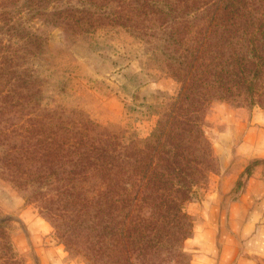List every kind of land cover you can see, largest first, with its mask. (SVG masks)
<instances>
[{"label": "trees", "instance_id": "1", "mask_svg": "<svg viewBox=\"0 0 264 264\" xmlns=\"http://www.w3.org/2000/svg\"><path fill=\"white\" fill-rule=\"evenodd\" d=\"M16 1L11 12L19 20L39 17L48 25L54 17L68 26L93 15L84 10L91 0ZM105 2L121 9L115 17L138 36L152 15L172 52L166 56L180 90L153 139L123 144L89 120L43 106L42 85L27 62V46L40 38L11 50L0 39V118L19 111L23 119L10 135L0 129V169L35 199L66 248L90 264H178L193 233L185 204L209 165L199 114L213 98L241 94L264 108V0ZM7 14L0 10V30ZM20 26L23 34L29 29ZM4 222L0 264H18Z\"/></svg>", "mask_w": 264, "mask_h": 264}, {"label": "rangeland", "instance_id": "2", "mask_svg": "<svg viewBox=\"0 0 264 264\" xmlns=\"http://www.w3.org/2000/svg\"><path fill=\"white\" fill-rule=\"evenodd\" d=\"M71 3L80 10L84 8L77 1ZM15 4L16 0L0 1V10L8 12L0 39L8 40L11 50L35 34L40 38L34 46H27L32 53L27 62L42 85L43 106L89 120L101 131L116 135L123 144L133 141L141 145L153 139L158 122L175 102L180 82L172 73L174 62L166 56L172 52L168 51L165 38L161 39L163 32L152 15L145 23L146 35L138 36L128 31V23L115 17L121 9L105 0H91L84 9L93 14L90 19L86 22L90 15L85 16L79 25L70 22L69 29L54 17L48 25L39 17L19 20L18 14L11 12ZM106 14L115 19L104 18ZM21 22L29 26L24 34ZM6 24L11 25L12 33L6 34ZM199 118L210 146L209 165L198 177L185 211L193 221L194 235L203 223L211 221L210 214H205V203L217 206V217L222 215L224 221L220 233L229 235L246 221L251 208L264 214V108L243 94L229 101L213 98ZM22 120L19 111L4 115L0 129L10 135L22 125ZM252 179L257 182L250 187L248 198L244 190ZM34 200L0 169V220L5 221L2 231L18 264H90L81 254L66 248ZM239 200L244 207L233 213ZM261 221L264 233V216ZM192 246L188 239L184 244L185 257L180 258L183 264H195ZM237 250H227L226 254L234 259L223 264H264V250Z\"/></svg>", "mask_w": 264, "mask_h": 264}, {"label": "crops", "instance_id": "3", "mask_svg": "<svg viewBox=\"0 0 264 264\" xmlns=\"http://www.w3.org/2000/svg\"><path fill=\"white\" fill-rule=\"evenodd\" d=\"M224 178L225 177L221 179ZM256 182V179H252L248 182L247 191L244 190V195L246 194L248 198H251L248 194L249 189ZM248 198H246L247 201H249ZM246 199L244 200L246 201ZM251 200L253 201V199ZM239 201L237 203H239ZM238 207H244V204L240 201L238 205L233 206L232 212L234 213ZM257 210L255 207L251 208L249 214L246 215V221L239 226V229H232L233 233L224 235L223 232L222 234L220 233V230L224 228V221L221 219L223 217L222 215H218L217 217V214H220L219 209L217 210V206L213 208L208 202L205 203V214H210L208 217L211 218V221L208 220L200 227L198 226L199 228L196 229V233L189 238L193 245L192 251L195 253V264H223L224 261L234 259V257L231 258L230 253L226 254L229 249L232 251L239 249L237 252H243V250L256 253L263 251L264 243L262 244V239L264 233L263 229H260V223L263 224L261 218L264 214H261L260 210ZM231 219H233L232 216ZM228 246L230 248H226Z\"/></svg>", "mask_w": 264, "mask_h": 264}]
</instances>
